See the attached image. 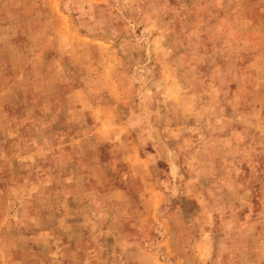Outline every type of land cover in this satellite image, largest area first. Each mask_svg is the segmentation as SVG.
I'll return each mask as SVG.
<instances>
[{"label": "rangeland", "instance_id": "rangeland-1", "mask_svg": "<svg viewBox=\"0 0 264 264\" xmlns=\"http://www.w3.org/2000/svg\"><path fill=\"white\" fill-rule=\"evenodd\" d=\"M0 264H264V0H0Z\"/></svg>", "mask_w": 264, "mask_h": 264}]
</instances>
